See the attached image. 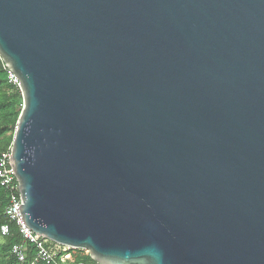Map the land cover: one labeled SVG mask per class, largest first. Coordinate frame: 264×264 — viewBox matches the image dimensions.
Wrapping results in <instances>:
<instances>
[{"label":"water","instance_id":"water-1","mask_svg":"<svg viewBox=\"0 0 264 264\" xmlns=\"http://www.w3.org/2000/svg\"><path fill=\"white\" fill-rule=\"evenodd\" d=\"M22 221L96 264H264V0H0Z\"/></svg>","mask_w":264,"mask_h":264},{"label":"built area","instance_id":"built-area-1","mask_svg":"<svg viewBox=\"0 0 264 264\" xmlns=\"http://www.w3.org/2000/svg\"><path fill=\"white\" fill-rule=\"evenodd\" d=\"M8 80L20 90L18 80L10 71ZM10 156L11 147L0 154V187L10 194L8 206L4 211L8 223L0 227V236L6 238L10 235V225L17 230L20 242L14 245L10 252L16 264H90L75 260L74 254L68 252L70 249L49 242L26 227L19 213L22 201ZM87 255L89 256L88 253Z\"/></svg>","mask_w":264,"mask_h":264},{"label":"trees","instance_id":"trees-1","mask_svg":"<svg viewBox=\"0 0 264 264\" xmlns=\"http://www.w3.org/2000/svg\"><path fill=\"white\" fill-rule=\"evenodd\" d=\"M8 73V69L0 59V139L6 135L11 136L5 144L0 146V154L7 151L11 146L13 139L12 136L14 135V131L23 108V103L20 101L23 99L22 94L16 86L10 84L8 80ZM11 117H13V120L10 121ZM9 200V192L0 187V227L8 223L4 216V211L8 206ZM2 239L3 244H0V264H8L9 262L16 264L10 252L12 247L20 242V237L13 225H10V235ZM68 252H72L74 254L75 260H83L85 262H89L90 264H96L87 255L86 251L70 249Z\"/></svg>","mask_w":264,"mask_h":264},{"label":"rangeland","instance_id":"rangeland-1","mask_svg":"<svg viewBox=\"0 0 264 264\" xmlns=\"http://www.w3.org/2000/svg\"><path fill=\"white\" fill-rule=\"evenodd\" d=\"M20 101L23 103V99L20 100ZM11 120H13V117L10 118V121H11ZM9 138H11L10 135L3 136V137L0 139V146H2L3 144H5V142H6ZM12 138H13V136H12ZM10 147H11V146H10ZM10 147H9V148H10ZM0 244H3V239H2L1 236H0ZM8 264H13V263L9 262Z\"/></svg>","mask_w":264,"mask_h":264}]
</instances>
